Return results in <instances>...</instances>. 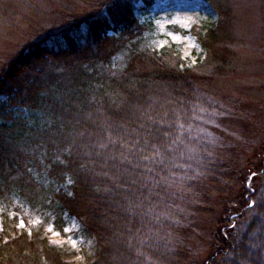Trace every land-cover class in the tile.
Segmentation results:
<instances>
[{
	"label": "trees",
	"instance_id": "trees-1",
	"mask_svg": "<svg viewBox=\"0 0 264 264\" xmlns=\"http://www.w3.org/2000/svg\"><path fill=\"white\" fill-rule=\"evenodd\" d=\"M75 1L90 7L0 70V198L74 219L94 246L86 264H191L187 235L201 230L210 246L196 264H264V117L258 140L236 144L253 151L244 165L212 149L206 79L178 55L147 50L140 34L121 45L122 64L89 52L139 30L136 6L153 0ZM8 206L0 264H73L39 229L17 230Z\"/></svg>",
	"mask_w": 264,
	"mask_h": 264
},
{
	"label": "rangeland",
	"instance_id": "rangeland-1",
	"mask_svg": "<svg viewBox=\"0 0 264 264\" xmlns=\"http://www.w3.org/2000/svg\"><path fill=\"white\" fill-rule=\"evenodd\" d=\"M89 7L75 0H0V70L24 45L39 40L45 29H58L66 14L82 16ZM135 15L133 26L139 30L123 38L109 36L89 52L109 53L116 64H122L129 50L121 45L140 34L147 50L162 49L173 63L178 55L180 61L206 79L212 100V109L200 128L208 138L206 142L212 149H224L227 157L236 156V152L243 154L239 163L244 165L253 151H236V144L242 138L249 141L256 136L258 140L257 127L264 117V25L259 0H153L146 10L137 5ZM209 28H213L214 37L203 48L201 41ZM213 53H218L217 59ZM65 70V66H57L53 73ZM13 201L0 198V204L6 202L13 210L11 214L16 215L17 230L39 229L51 245L67 252L73 264H86L92 258L94 246L82 236L74 219L63 215L54 223L52 213ZM205 235L203 230L187 235L193 247L188 249V263L196 264L207 256L210 244Z\"/></svg>",
	"mask_w": 264,
	"mask_h": 264
}]
</instances>
